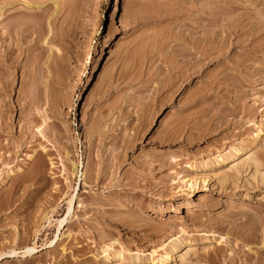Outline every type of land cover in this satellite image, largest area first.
<instances>
[{"label":"rangeland","instance_id":"1","mask_svg":"<svg viewBox=\"0 0 264 264\" xmlns=\"http://www.w3.org/2000/svg\"><path fill=\"white\" fill-rule=\"evenodd\" d=\"M262 174L264 0H0V264H264Z\"/></svg>","mask_w":264,"mask_h":264},{"label":"bare ground","instance_id":"2","mask_svg":"<svg viewBox=\"0 0 264 264\" xmlns=\"http://www.w3.org/2000/svg\"><path fill=\"white\" fill-rule=\"evenodd\" d=\"M119 10H120V8H119ZM119 10H118V4H115V11L113 12V16H114V15L117 13V11H119ZM240 22H241V21H240ZM241 24H243V22H241ZM222 25H223V24H222ZM235 25H236V24H235ZM226 26H229V25L227 24ZM226 26H224V27H226ZM231 26L234 27V25H231ZM238 26H239V25H238ZM240 26L242 27V25H240ZM245 26H246V27L242 28V30H243V29L246 30L247 25H245ZM235 27H236V26H235ZM235 27H234V28H235ZM222 28H223V27H222ZM228 28L230 29V26L227 27V29H228ZM222 31L225 32L226 30L223 28ZM243 31H244V30H243ZM244 32L247 33V32H249V31H247V32L244 31ZM249 33H250V32H249ZM222 34H223V33H222ZM254 34H255L254 30H252V33H250V34L248 35V37H249L250 35H253V36H254ZM243 35H245V34H243ZM255 35H256V34H255ZM222 36H223V35H222ZM253 36H251V37L253 38ZM221 38L223 39L224 37H221ZM221 38H220V39H221ZM241 38H243V37H241ZM246 38H247V36H245L244 39H239L238 41L236 40V42H232V43H230V44H228L227 42H223L222 40H221V41H222V43H221V41L218 40V41H219V44L221 43V46H222V44H223V46H225L226 44H227V45H230L229 47H227V50H228V51L226 50V46H225V47L222 46V48H225V50L220 48L222 51H223V50L226 51L227 54H226V52L224 53V51L222 52V54L219 53V51L221 52V50H219V48H218L219 46H216V47L218 48V51L216 50V52H215V53H216V56H214L213 58H212L211 56H212V54L214 53V51H212V52H213V53H212V52H209V51H205V50H204V51L201 52L200 54L203 55V56H205V59H204V60H208V59H210V61H209V63H208V66L212 63L211 65H215V64H216V66L218 67V66L222 65L223 63L229 61L230 63H232V65H234L233 67L235 68V70L237 69V71L240 72L241 70H245L246 68H248L249 64H247V61H249V60H246V59H244V58L241 59V57H240V59H241L242 61H241L240 59H239V60H238V59H237V60H236V59L234 60V58L231 59V58L233 57V56H231V54H232V52H233V53L236 55L237 49H239V48H240L241 50H242V49H245V50H243L245 53H246V51H248V50H247L248 48L251 49L250 47H248L247 43L249 44V42H246V40L249 39L250 43H252V42H251L252 40H250V38H247V39H246ZM225 39H226V38H225ZM223 40H224V39H223ZM226 40H227V39H226ZM240 40H241V41H240ZM218 41L216 42V45H218ZM259 42H261L260 44L263 43L262 40L259 41ZM224 43H226V44H224ZM245 43H246V46H245ZM257 43H258V42H257ZM249 45H250V44H249ZM256 45H257V44H256ZM192 46H193V45H191V47H192ZM257 46H258V45H257ZM191 47H190V48H189V47L187 48L188 51H190V52H189L190 55H192V52H191L192 49H195V50L198 49V48H194L195 46L192 47V48H191ZM196 47H197V46H196ZM247 47H248V48H247ZM261 47H262V45H261ZM230 48H231V49H230ZM253 48H254V47H252L251 50H253ZM229 49H230V50H229ZM254 50H255V49H254ZM254 50H253V51H254ZM217 52H218V53H217ZM251 52H252V51H251ZM197 53H198V52H197ZM211 53H212V54H211ZM215 53H214V55H215ZM184 57H185V58L187 57V53L185 54ZM234 57H235V56H234ZM236 58H237V57H236ZM196 59H197V61H199V58H196ZM196 59H195V60H196ZM228 59H229V60H228ZM55 60H56V61H55L56 63L59 62V59H58V60L55 59ZM189 60H190V61L187 63V66H188V64H190V67H187V66L185 67V66H184V68H183V69L186 70V72L188 71V72H187L188 74H187L184 70H182V68H181V70H180L179 72H181V71L183 72V71H184L185 73L183 72L184 74H181V75H180V73H178V74L180 75V77L178 78L180 81H188V80H187L188 78L194 76V74H198V72H199V71H198V72L194 71V67L192 68L193 71L190 70V69H191V65H192L191 62H192L193 59H192V60L189 59ZM201 60H202V59H200V62H201ZM244 60H245V61H244ZM195 63H196V62H195ZM204 63H205V62H204ZM204 63H203V61H202L201 64L203 65ZM58 64H59V63H58ZM58 64H57V65H58ZM198 64H199V63H198ZM198 64H197V66H200V65H198ZM202 65H201V67L203 68ZM204 65H207V64H204ZM224 65H225V64H223L222 66H224ZM193 66H194V62H193ZM201 67H199V68L201 69ZM220 67H221V66H220ZM224 67H228V66L226 65V66H224ZM195 69H198V67L196 68V66H195ZM200 69H198V70H200ZM218 69H219V68H218ZM220 69L222 70L223 68L221 67ZM220 69H219V71H221ZM229 69H230V67H229ZM240 69H241V70H240ZM223 70H224V69H223ZM224 71H225V70H224ZM221 73H222V72H221ZM223 73H224L223 77H225V72H223ZM218 74L220 75V73H218ZM175 75H176V76H171V77L173 78V81H174V80H177V79H174V77H175V78L177 77V73H176ZM219 75H218V78H219V77H222V75H220V76H219ZM169 78H170V77H169ZM172 78H171V79H168V82L171 81ZM216 78H217V76H216ZM223 79H224V78H223ZM223 79L220 78L219 80H221V81L218 80L217 83H216V86H217V85L219 86V84H224V83L226 84V81H227V80H226V81L224 80V81H225V82H224V81H222ZM225 79H226V78H225ZM216 80H217V79H216ZM216 80H215V81H216ZM231 82H235V81L231 80ZM213 83H214V82H213ZM169 84L171 85L172 83H169ZM173 84L176 86V83L173 82ZM174 85H173V86H174ZM166 86H169V85H166ZM220 86H222V85H220ZM220 86H219V87H220ZM167 88H168V87H167ZM171 89H172V88H171ZM198 98H199V97H198ZM198 98H197V99H198ZM181 115H182V114H181ZM183 116H184V115H183ZM183 116H182V117H183ZM178 117H181V116L179 115ZM259 136H260V132L257 133V137H259ZM30 157H31V156H30ZM257 166H260V165L257 164V162H256V167H255V168H256V169H257V168H260V167H257ZM74 170H76L75 167H74ZM259 170H260V169H259ZM257 172L259 173L258 170L256 171V173H257ZM259 175H261V174H259ZM260 177H262V180H263V179H264V174H262V176H260ZM190 196H191V195H190ZM73 197H74V196H73ZM73 200H74V198H72L70 201H68L69 206H70V207L68 208V215H69V214L71 213V211H72V208H73ZM262 217H263V216H262ZM261 219H262V218H261ZM65 221H66V219L61 220V221H60L61 225H62ZM258 222H259V226L263 224V221H261L262 224H261V222H260L259 220H258ZM61 225L59 224V226H61ZM251 225H252V227H253V224H251ZM252 227H251V228H252ZM251 228L249 229V231H250V230H253V228H252V229H251ZM252 233H253V232H252ZM253 234H254V233H253ZM253 234H252V235H253ZM253 236H255V235H253ZM51 244H52V243H51ZM176 245H177V244H174V245L172 246V248L174 249V248L178 247V246H176ZM258 252H259V251H258ZM37 253H38V252H37ZM17 254H18V253H17L16 251H11V255H17ZM35 254H36V248H26V250L23 252L22 258L33 257ZM258 254H259V253H258ZM0 257H1V256H0ZM258 257H259V255H258ZM260 257H261V256H260ZM258 259H259L258 261H262V260H263V258H261L262 260H260V258H258ZM256 260H257V259H256ZM259 263H260V262H259ZM259 263H258V264H259ZM261 263H262V262H261ZM256 264H257V263H256Z\"/></svg>","mask_w":264,"mask_h":264}]
</instances>
